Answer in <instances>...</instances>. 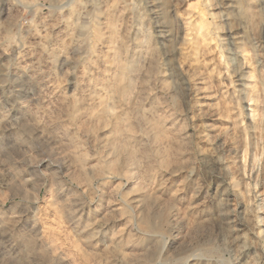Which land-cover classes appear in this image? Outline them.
Masks as SVG:
<instances>
[{
  "label": "rangeland",
  "instance_id": "obj_1",
  "mask_svg": "<svg viewBox=\"0 0 264 264\" xmlns=\"http://www.w3.org/2000/svg\"><path fill=\"white\" fill-rule=\"evenodd\" d=\"M151 1L0 0V264H264V0Z\"/></svg>",
  "mask_w": 264,
  "mask_h": 264
},
{
  "label": "bare ground",
  "instance_id": "obj_2",
  "mask_svg": "<svg viewBox=\"0 0 264 264\" xmlns=\"http://www.w3.org/2000/svg\"><path fill=\"white\" fill-rule=\"evenodd\" d=\"M153 1V2H152ZM151 2H152V5H151V7L155 10V8H160V7H158V4L154 1V0H152ZM157 1V0H156ZM248 2H250V1H248ZM252 2H253V0H252ZM252 4V3H251ZM254 7H252L251 5H249L248 7H247V10H246V14H247V16L250 18V22H252V23H254L255 24V20L257 19V14H256V12H255V10L253 9ZM158 11V10H157ZM156 10L153 12L154 14V16L155 17H158V14L160 13H158ZM160 11V10H159ZM257 11V10H256ZM152 12V11H151ZM158 23V22H157ZM251 23V24H252ZM203 25H204V23H203ZM201 26H202V24H201ZM204 27V26H203ZM164 35V34H163ZM162 35V36H163ZM203 35V34H202ZM165 37V36H164Z\"/></svg>",
  "mask_w": 264,
  "mask_h": 264
}]
</instances>
